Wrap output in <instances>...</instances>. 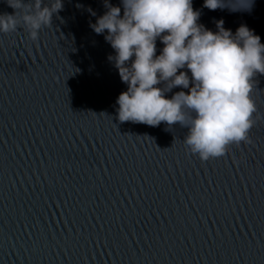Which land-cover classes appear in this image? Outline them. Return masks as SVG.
<instances>
[{
    "label": "water",
    "instance_id": "water-1",
    "mask_svg": "<svg viewBox=\"0 0 264 264\" xmlns=\"http://www.w3.org/2000/svg\"><path fill=\"white\" fill-rule=\"evenodd\" d=\"M193 8L213 31L222 18L264 43V0ZM104 11L63 0L37 41L0 34V264H264V128L202 163L185 128L118 121L127 85L89 26ZM251 95L264 111V74Z\"/></svg>",
    "mask_w": 264,
    "mask_h": 264
},
{
    "label": "clouds",
    "instance_id": "clouds-1",
    "mask_svg": "<svg viewBox=\"0 0 264 264\" xmlns=\"http://www.w3.org/2000/svg\"><path fill=\"white\" fill-rule=\"evenodd\" d=\"M0 34L26 29L39 39L63 0H6ZM254 0H203L209 10L250 11ZM106 11L90 27L114 50L108 59L127 85L116 98V119L186 129L183 143L204 162L248 142L255 125L253 80L264 74V43L246 24L235 32L221 18L213 31L193 0H103ZM19 13V15H18ZM95 15V13H92ZM157 40L163 45L157 51ZM181 90L167 95L172 89ZM185 89L187 91H185Z\"/></svg>",
    "mask_w": 264,
    "mask_h": 264
},
{
    "label": "snow or ice",
    "instance_id": "snow-or-ice-1",
    "mask_svg": "<svg viewBox=\"0 0 264 264\" xmlns=\"http://www.w3.org/2000/svg\"><path fill=\"white\" fill-rule=\"evenodd\" d=\"M253 115H254L256 122H255V125L253 126V128L249 131V137H250L249 141L248 142H241L238 145L233 144V145L229 146V148L225 152V154L223 156L219 157L220 159H224L227 156H229L233 152L234 149H240L242 146L252 145L254 143L253 133H254L255 129L257 127L264 128V111H261L259 106L256 105V112ZM204 162L211 163L212 161H204Z\"/></svg>",
    "mask_w": 264,
    "mask_h": 264
}]
</instances>
